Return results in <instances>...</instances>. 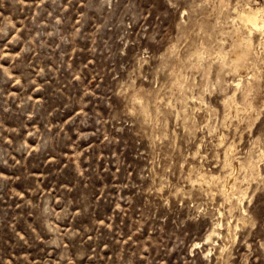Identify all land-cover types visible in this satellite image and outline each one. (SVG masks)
Segmentation results:
<instances>
[{"label":"rangeland","instance_id":"1","mask_svg":"<svg viewBox=\"0 0 264 264\" xmlns=\"http://www.w3.org/2000/svg\"><path fill=\"white\" fill-rule=\"evenodd\" d=\"M250 9L0 0V264H264Z\"/></svg>","mask_w":264,"mask_h":264},{"label":"bare ground","instance_id":"2","mask_svg":"<svg viewBox=\"0 0 264 264\" xmlns=\"http://www.w3.org/2000/svg\"><path fill=\"white\" fill-rule=\"evenodd\" d=\"M262 13V14H261ZM241 19L246 23V26L251 30H263L264 32V11H253L250 9L245 13V15H241ZM249 41V40H248ZM247 42L245 46H247ZM250 45V44H249ZM236 51V50H235ZM240 53L237 55L239 58L242 56V50H239Z\"/></svg>","mask_w":264,"mask_h":264}]
</instances>
